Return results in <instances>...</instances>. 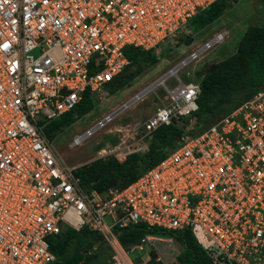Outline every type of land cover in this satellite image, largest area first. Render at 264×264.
<instances>
[{"label": "built area", "instance_id": "obj_1", "mask_svg": "<svg viewBox=\"0 0 264 264\" xmlns=\"http://www.w3.org/2000/svg\"><path fill=\"white\" fill-rule=\"evenodd\" d=\"M215 1L0 0V264L54 263L49 239L64 229L98 236L110 264H178L181 247L168 234L146 233L123 247L122 233L141 225L190 231L213 264H264V88L198 134L190 124L163 159L104 193L81 186L80 166H67L45 133L87 92L104 100L131 64L125 48L169 47ZM225 35L215 33L164 78ZM175 79L165 87L169 104L133 125L143 133L139 141L160 126L194 120L199 83ZM120 107L73 136L69 147ZM133 252L142 253L139 262L129 258Z\"/></svg>", "mask_w": 264, "mask_h": 264}, {"label": "trees", "instance_id": "obj_2", "mask_svg": "<svg viewBox=\"0 0 264 264\" xmlns=\"http://www.w3.org/2000/svg\"><path fill=\"white\" fill-rule=\"evenodd\" d=\"M227 1H215L193 17L189 24L193 23L194 26L202 29L215 22L229 8ZM259 1L264 5V0ZM124 53L131 63L124 72L131 66H140L143 63L149 64L155 61L152 51H144L139 47H127ZM198 83L200 87L197 98L198 110L193 115L194 128L190 130V133L194 134H198L210 126L221 115L230 113L264 88V26L258 24L248 26L238 41L235 52L216 62L203 74ZM93 105L94 101L87 92L71 112L51 122V129L60 131L74 121V117H81L89 113L93 109ZM189 125L190 119L187 118L180 124L160 126L151 134L147 145L148 149L144 154H128L123 161L108 157L105 160L98 159L89 165L80 166L76 170V175L80 178L81 186L86 191L96 190L99 193L107 192L119 181H126L120 188L126 187L146 169L153 167L174 150ZM48 138L50 139L52 136L49 134ZM145 165H147L146 169H144ZM146 233L168 234L174 237L181 247L178 264H213L188 230L167 232L141 225L124 231L120 237L121 244L125 249H129ZM84 235L88 237L94 234L77 233L71 229H64L58 236L51 237L49 246L56 257V261L52 264H80L86 253L85 250H82ZM94 236L98 238V236ZM98 240L101 239L98 238ZM73 243L75 244L74 256L70 261L65 260ZM150 264L158 263L150 262Z\"/></svg>", "mask_w": 264, "mask_h": 264}, {"label": "rangeland", "instance_id": "obj_3", "mask_svg": "<svg viewBox=\"0 0 264 264\" xmlns=\"http://www.w3.org/2000/svg\"><path fill=\"white\" fill-rule=\"evenodd\" d=\"M227 3L229 8L215 22L202 29L197 28L193 23L188 24L186 29L170 42L169 47H161L154 53L155 61L131 66L111 84V90L108 88L104 90L106 95L104 100L94 101L93 109L89 113L74 117V121L58 132L53 131L49 125L45 133L52 136L50 138L52 145L63 162L69 167H74L89 165L98 159L105 160L108 157L116 158V155L132 154L133 150H138L137 154H144L148 149L151 134L139 141L143 133L141 131L134 133L132 128L134 124L144 122L158 108L169 104L165 87H174L177 84L176 77L183 84L198 83L203 74L216 62L235 52L238 41L248 26L254 24L264 26V5L259 0H228ZM222 31L226 33L222 43L213 44L197 60L182 68L177 67L174 70H177L176 76L171 74L165 80L164 78L160 80L192 50L211 39L215 33ZM159 80L160 82L157 83ZM144 90H146L144 94L134 104L115 115L110 122L93 129V133L81 145L69 147L73 136L91 128L99 119ZM191 121L190 124H193L194 121ZM120 143L126 145L123 148L125 150L112 152ZM104 149L106 152L101 153ZM146 168L147 165L144 166V169ZM125 182L119 181L110 189L120 188ZM105 219L109 221L108 218ZM82 250L86 253L81 264H110L109 247L94 235L88 237L84 235ZM74 253L73 243L65 260H72ZM141 255V252H133L129 253V258L133 262H139L138 258Z\"/></svg>", "mask_w": 264, "mask_h": 264}, {"label": "water", "instance_id": "obj_4", "mask_svg": "<svg viewBox=\"0 0 264 264\" xmlns=\"http://www.w3.org/2000/svg\"><path fill=\"white\" fill-rule=\"evenodd\" d=\"M164 78V76L163 77H161L160 78V80L161 79H163ZM165 79V78H164ZM160 80L157 82V83H159L160 82ZM146 90H144L143 92H141V93H139L138 95H136L134 98H132V99H130L129 101H127L125 104H123L120 108H119V110L112 116V117H114L115 115H117L118 113H120V112H122L124 109H126V108H128L129 106H131L132 104H134L143 94H144V92H145ZM102 124H105V123H102ZM81 264V263H80Z\"/></svg>", "mask_w": 264, "mask_h": 264}, {"label": "bare ground", "instance_id": "obj_5", "mask_svg": "<svg viewBox=\"0 0 264 264\" xmlns=\"http://www.w3.org/2000/svg\"><path fill=\"white\" fill-rule=\"evenodd\" d=\"M165 80V79H164ZM108 152V151H107Z\"/></svg>", "mask_w": 264, "mask_h": 264}]
</instances>
